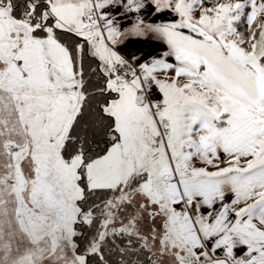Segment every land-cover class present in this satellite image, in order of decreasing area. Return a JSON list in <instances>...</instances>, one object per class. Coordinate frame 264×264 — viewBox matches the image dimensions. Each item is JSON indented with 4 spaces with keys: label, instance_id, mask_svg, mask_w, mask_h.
I'll list each match as a JSON object with an SVG mask.
<instances>
[{
    "label": "snow or ice",
    "instance_id": "6c2138e0",
    "mask_svg": "<svg viewBox=\"0 0 264 264\" xmlns=\"http://www.w3.org/2000/svg\"><path fill=\"white\" fill-rule=\"evenodd\" d=\"M0 264H264V0H0Z\"/></svg>",
    "mask_w": 264,
    "mask_h": 264
},
{
    "label": "rangeland",
    "instance_id": "374dc122",
    "mask_svg": "<svg viewBox=\"0 0 264 264\" xmlns=\"http://www.w3.org/2000/svg\"><path fill=\"white\" fill-rule=\"evenodd\" d=\"M141 227H143V226L141 225Z\"/></svg>",
    "mask_w": 264,
    "mask_h": 264
}]
</instances>
